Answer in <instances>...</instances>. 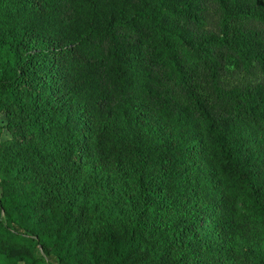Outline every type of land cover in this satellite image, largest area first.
<instances>
[{
  "label": "trees",
  "instance_id": "1",
  "mask_svg": "<svg viewBox=\"0 0 264 264\" xmlns=\"http://www.w3.org/2000/svg\"><path fill=\"white\" fill-rule=\"evenodd\" d=\"M0 264H264V0H0Z\"/></svg>",
  "mask_w": 264,
  "mask_h": 264
},
{
  "label": "rangeland",
  "instance_id": "2",
  "mask_svg": "<svg viewBox=\"0 0 264 264\" xmlns=\"http://www.w3.org/2000/svg\"><path fill=\"white\" fill-rule=\"evenodd\" d=\"M2 136H3V137H6V136H7V132H4V133L2 134Z\"/></svg>",
  "mask_w": 264,
  "mask_h": 264
}]
</instances>
